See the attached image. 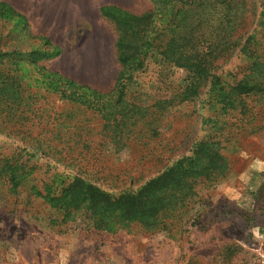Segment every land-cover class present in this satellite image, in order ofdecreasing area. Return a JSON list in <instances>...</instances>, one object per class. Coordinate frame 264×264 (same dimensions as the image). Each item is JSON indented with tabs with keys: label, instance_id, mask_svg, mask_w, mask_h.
<instances>
[{
	"label": "trees",
	"instance_id": "obj_1",
	"mask_svg": "<svg viewBox=\"0 0 264 264\" xmlns=\"http://www.w3.org/2000/svg\"><path fill=\"white\" fill-rule=\"evenodd\" d=\"M151 1L156 11L142 15L114 6L100 8L116 28L120 66L107 94L59 74L55 77L61 88L56 91L31 83L21 64L35 65L61 54L47 38L41 50L0 51V136L20 142L16 151L26 158H14L13 167L36 170L39 162L47 173L53 172L47 180H58L59 187L54 186L52 197H42L59 205L62 224L85 216L94 230L111 235L127 229L146 235L179 233L204 193L233 173L225 144L259 128L260 112L251 104L262 91V81L246 73L221 87L228 100L224 111L208 103L211 115L204 122L212 134L191 144L187 153L185 142L174 144L175 137L159 134L154 125L169 108L197 98L214 63L237 46L252 65L264 66L263 55H255L258 49L264 51V0ZM249 15L256 16L251 32L246 29ZM0 17L27 30L25 18L3 2ZM149 58L189 72L192 80L164 99L141 102L133 94L135 74ZM72 87L84 91L77 102ZM96 100L101 105L98 121L91 116ZM106 103L109 108L104 110Z\"/></svg>",
	"mask_w": 264,
	"mask_h": 264
},
{
	"label": "rangeland",
	"instance_id": "obj_2",
	"mask_svg": "<svg viewBox=\"0 0 264 264\" xmlns=\"http://www.w3.org/2000/svg\"><path fill=\"white\" fill-rule=\"evenodd\" d=\"M0 2L22 15L27 24L24 32L15 20L0 17V51L41 50L43 38L61 50L54 59L20 65L31 83L58 90L61 86L55 74H59L103 94L113 88L120 66L114 47L116 28L101 15L100 8L114 6L134 15L157 9L151 0ZM243 10L248 14L247 8ZM249 16L246 29L251 32L256 16ZM237 31L239 36L242 27ZM236 43L240 44V38ZM240 48L214 63L197 98L169 108L154 125L159 134L175 137L174 144L185 142L183 152L187 153L191 144L212 134L204 122L211 115L208 103L223 111L228 107L224 89L220 91L224 83L231 85L236 75L245 73L262 81V91L250 103L260 112L258 130L225 144L235 174L204 193L179 233L146 235L127 229L111 235L94 230L85 216H73L62 224L59 205L42 197H52L54 186L59 187L58 180H47L53 172L47 173L39 162H35L40 166L36 170L13 167L14 158H26L16 151L20 142L0 136V264H264V66L252 65ZM255 55H263L264 63L262 49ZM135 76L133 94L148 104L180 91L192 80L189 72L165 66L155 58H149ZM70 90L76 102L83 98L84 91ZM93 104L91 116L98 121L101 105L97 100ZM106 149L111 154L115 150ZM33 177L36 180L31 181ZM39 192L45 194L38 196Z\"/></svg>",
	"mask_w": 264,
	"mask_h": 264
},
{
	"label": "crops",
	"instance_id": "obj_3",
	"mask_svg": "<svg viewBox=\"0 0 264 264\" xmlns=\"http://www.w3.org/2000/svg\"><path fill=\"white\" fill-rule=\"evenodd\" d=\"M234 174H235V172H233V173L231 174V176L234 175Z\"/></svg>",
	"mask_w": 264,
	"mask_h": 264
}]
</instances>
